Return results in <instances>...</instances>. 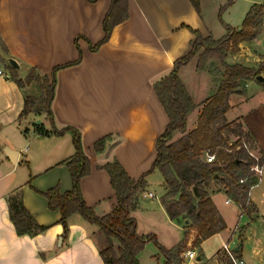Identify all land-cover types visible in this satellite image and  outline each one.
I'll return each mask as SVG.
<instances>
[{"label": "crops", "instance_id": "1", "mask_svg": "<svg viewBox=\"0 0 264 264\" xmlns=\"http://www.w3.org/2000/svg\"><path fill=\"white\" fill-rule=\"evenodd\" d=\"M198 1L201 13L193 0H129V18L118 24L109 40L93 52L91 44L95 45L105 35L103 21L111 0L96 3L88 0H0L1 42L8 48V59L18 61L20 67L16 69L22 79L32 67L42 73H51L57 65L76 61L79 49L75 41L82 36L79 39L83 52L81 63L59 70L57 75L52 105L55 122L59 128L74 126L82 131L83 146L92 170L81 179V188L87 204L97 214L111 212L117 203L111 176L99 165L118 158L129 175L136 179L150 171L147 188L140 193L138 206L131 212L140 234H152L139 231L140 220L136 214L145 208L142 202L158 200L159 195L152 187L160 170L151 169L157 158V140L170 123L154 84L169 75L175 61L192 49L195 35L189 27L200 30L205 37L211 34L214 37L204 15L203 0ZM263 3L264 0L256 2L250 9ZM261 36L264 32L251 43H240L239 52L229 54L227 61L259 68L264 52L257 50L254 43ZM192 62L197 69V61L192 60L181 68V76ZM0 67L8 75L0 76V264H105L100 253L103 239L99 227L81 214H74L65 234L60 210H51L48 199L39 192L57 184L62 192L72 189V176L65 163L76 152L72 133L43 135L36 131L34 113L21 117L27 94L25 88L11 78L5 65L0 63ZM262 73L264 75V71ZM245 87L243 93L231 94V108L226 115L230 120H243L255 137L258 153L264 157V83L250 79ZM201 108L202 105L189 115L190 130L197 127ZM41 120L46 129H52L46 113ZM107 136L106 149L98 153L95 143ZM180 136L181 133L176 134V138ZM158 183L162 195L156 206L175 222L161 201L166 193L163 175ZM17 189L22 190L24 204L35 219L47 226L44 232L35 236L17 234L7 201ZM217 195L225 197V204L235 202L241 217L247 213L249 218L245 224L252 236H247L244 227L236 226L234 231L228 227L215 199ZM210 196L226 228L201 243H197L196 230L187 237L183 231L172 244L162 245L170 249L185 241L184 252L188 249L197 252L194 264H232L222 246L239 233V257L245 264H264V174L250 191V204L256 207L254 211L242 210L226 189L217 184L212 185ZM206 252L212 255L210 259ZM163 260L157 258L155 264Z\"/></svg>", "mask_w": 264, "mask_h": 264}, {"label": "trees", "instance_id": "2", "mask_svg": "<svg viewBox=\"0 0 264 264\" xmlns=\"http://www.w3.org/2000/svg\"><path fill=\"white\" fill-rule=\"evenodd\" d=\"M88 1L96 3L98 0ZM234 2L235 0H227L220 11L223 12ZM193 3L201 13L200 2L193 0ZM128 18L129 0H111L103 21L105 35L95 45L91 44V51L99 50L101 45L109 40L114 28ZM263 23L264 3L255 4L249 10L240 29L226 25L227 34L219 39L214 38L212 34L205 37L200 30L189 27L195 35L192 49L175 61L169 75L154 84L155 91L169 115L170 123L157 140L158 153L151 171L159 169L163 175L166 193L161 201L168 215L176 221L189 220L185 235L187 237L191 230L195 229L198 232L197 243L226 228L210 196L213 184L226 189L229 197L238 202L242 210L249 212L256 210L255 205L250 204V186L256 182L251 167L257 161L243 144L246 142L251 149L257 150L256 140L241 118L235 119L233 126L226 123V113L231 108V94L243 93L247 81L264 71V61L259 68H255L240 63H229L227 57L232 46L238 48L240 43L254 40L260 34ZM80 38L82 36H78L75 41L79 49V58L76 61L57 65L51 73H42V76L37 74L39 70L36 67H32L26 78L28 83L40 80L42 96L38 100L37 97L26 94L21 117L32 112L46 113L52 129H46L42 123L36 125V131L43 135L51 133L63 135L71 132L76 149L75 154L65 161L72 176V189L62 192L61 186L57 184L47 191L39 192L48 199L51 210H60L65 234L69 231V219L74 214H81L87 221L99 227L103 237L100 253L105 264H141L139 254L150 241L156 242L164 257L160 264H181L186 247L185 241L168 249L161 245L157 235L140 234L137 220L131 216V212L138 206L140 193L147 188V176L150 171L136 179L129 175L118 158L99 165V168L107 170L110 174L117 199L115 208L105 215L97 214L83 196L81 179L91 173L92 164L83 146L82 131L74 126L59 128L52 106L59 70L78 65L82 61ZM0 46L2 63L5 60L2 54L9 51L4 42L0 41ZM197 56L198 70L214 73L212 70H220L217 61L224 68L213 95L200 105L195 102L180 75L181 68ZM5 66L11 72V78L19 87L24 88L25 81L18 75L17 69L10 62ZM201 105L198 125L190 130L189 115ZM224 129H228L227 133L223 132ZM177 133H181L178 138L175 137ZM230 134L238 137L233 144L229 140ZM108 138L109 136L103 137L95 143V150L98 153L106 149ZM209 150L216 155V161L206 160ZM259 155L261 156L259 162L263 164L264 157ZM241 179L246 181L241 183ZM7 201L10 218L18 235L35 236L47 229V226L41 225L25 206L21 189L13 191Z\"/></svg>", "mask_w": 264, "mask_h": 264}, {"label": "rangeland", "instance_id": "3", "mask_svg": "<svg viewBox=\"0 0 264 264\" xmlns=\"http://www.w3.org/2000/svg\"><path fill=\"white\" fill-rule=\"evenodd\" d=\"M226 1L227 0H203L204 15L208 23L211 25L210 27L212 28L213 35L215 38H222L227 33L226 25H231L233 27H242L250 7L254 3L262 2L263 0H235V2L231 6L221 12L220 8L226 3ZM263 32L264 23L261 27L260 34ZM251 42H253V40L250 41V43ZM254 46L257 48V50L264 52V36H261L259 40L254 43ZM240 49V47L237 48L235 46H232L229 54L233 55L234 53L239 52ZM2 55L5 59L2 64L6 65L9 62L8 53H3ZM193 60L198 61V56L195 57V59ZM194 64L195 63L192 62L188 70L183 71L181 77L186 83V86L190 91L191 95L194 97L195 102L200 105L204 100H206V97L209 94L214 93L217 84L220 82L219 80L221 79V75H223L224 68L221 67L219 62L217 61V65H219L220 70H212V72L214 73H210V71L197 70ZM37 74L40 76L43 75L41 71H38ZM27 76L23 79L25 81V91L27 95L37 97V99L39 100L42 96L40 80L36 79L33 82L28 83L26 81ZM254 80L260 82L259 80H257V77H255ZM35 107H37V105L34 106V108ZM34 115L36 120H41V116L43 114L34 113ZM234 120H230V118L226 115V123H231L230 125L233 126ZM33 125L36 129V125L38 124L34 123ZM227 131L228 129L223 130L224 133H227ZM229 138L231 144L235 143L238 140V137L233 134H230ZM253 151L256 154H259L257 150ZM157 175L158 179L156 180V183L154 187H152V189L156 191L159 195V200L160 196L162 195V188L159 185L158 181L162 179V175L160 172H158ZM215 199L220 204L221 210L226 217L228 227L231 228L232 231L235 230L236 226L240 228L244 227V231H247V236H252V233H248V231L251 230L245 224L246 220L249 218L247 213H244L241 217V212L238 205L235 202H232L231 204H225V197L223 195H217ZM158 200L153 199V202H150L152 200H147V202H145L146 204L142 202L145 208L143 209V211H139L136 214V216L138 215V218L140 220L139 231H150L155 234L157 233V238H159L158 241L161 243V245H170L177 239L178 236H182L183 231L186 230V225L190 222H184L183 219L181 221H171L169 218H167L166 214H164V212L160 210V207L156 206ZM237 231L240 230L238 229ZM240 242L241 240L239 238V233H237L231 240L232 247L238 245ZM151 256H153L155 260L157 258L163 260V255L160 253L159 246L156 244L155 241L148 242L144 252H142V254L139 256L141 264H155V260L152 259ZM207 256L210 259L212 255L210 253H207Z\"/></svg>", "mask_w": 264, "mask_h": 264}, {"label": "built area", "instance_id": "4", "mask_svg": "<svg viewBox=\"0 0 264 264\" xmlns=\"http://www.w3.org/2000/svg\"><path fill=\"white\" fill-rule=\"evenodd\" d=\"M0 76H8L4 69L0 67ZM246 149L250 152V154L255 157L257 163L254 164L251 167V172L253 173V176L256 178V182L250 186L252 189L255 185H257L264 174V163L261 164L260 158L261 156L259 154H256L249 145L246 142H243ZM206 160L208 162H214L216 161V155L214 153H211L210 150L208 151L206 155ZM246 179H241V183H244ZM223 251L228 255L229 259L231 260L232 264H245V261L243 258L239 257V255L236 253L235 248L232 247L231 242H226L222 246ZM182 263L181 264H194V262L197 260V252L193 249H188L182 254Z\"/></svg>", "mask_w": 264, "mask_h": 264}, {"label": "water", "instance_id": "5", "mask_svg": "<svg viewBox=\"0 0 264 264\" xmlns=\"http://www.w3.org/2000/svg\"><path fill=\"white\" fill-rule=\"evenodd\" d=\"M9 62H10V64H11L13 67H15V68H19V67H20L18 61H17L16 59H14V58H10V59H9ZM257 80H259L260 82H263V83H264V75H263V74H259V75L257 76ZM35 123L39 125V124L42 123V121H41V120H36ZM186 222H189V220H187ZM240 248H241V244H239V245L235 248V251H236V252H239ZM199 259H200V257L198 258V260H199Z\"/></svg>", "mask_w": 264, "mask_h": 264}]
</instances>
